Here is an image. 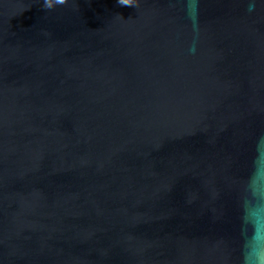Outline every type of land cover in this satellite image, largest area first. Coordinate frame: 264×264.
<instances>
[{"label": "water", "instance_id": "water-1", "mask_svg": "<svg viewBox=\"0 0 264 264\" xmlns=\"http://www.w3.org/2000/svg\"><path fill=\"white\" fill-rule=\"evenodd\" d=\"M0 264H264V0H0Z\"/></svg>", "mask_w": 264, "mask_h": 264}, {"label": "clouds", "instance_id": "clouds-1", "mask_svg": "<svg viewBox=\"0 0 264 264\" xmlns=\"http://www.w3.org/2000/svg\"><path fill=\"white\" fill-rule=\"evenodd\" d=\"M59 3H64V0H58Z\"/></svg>", "mask_w": 264, "mask_h": 264}]
</instances>
